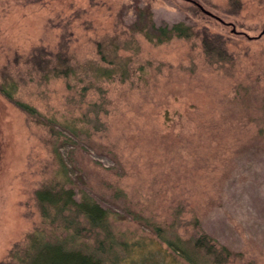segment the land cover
Wrapping results in <instances>:
<instances>
[{
  "label": "rangeland",
  "instance_id": "rangeland-1",
  "mask_svg": "<svg viewBox=\"0 0 264 264\" xmlns=\"http://www.w3.org/2000/svg\"><path fill=\"white\" fill-rule=\"evenodd\" d=\"M147 18L191 36L149 41ZM0 86L34 109L0 92V264L60 161L134 262L164 258L153 226L198 221L229 264H264V0H0Z\"/></svg>",
  "mask_w": 264,
  "mask_h": 264
},
{
  "label": "trees",
  "instance_id": "trees-1",
  "mask_svg": "<svg viewBox=\"0 0 264 264\" xmlns=\"http://www.w3.org/2000/svg\"><path fill=\"white\" fill-rule=\"evenodd\" d=\"M138 24V25H137ZM134 24L149 41L158 43L172 38H188L190 29L181 23L170 27H157L151 19L146 24ZM0 92L22 110L34 113V109L13 98L4 87ZM63 177L52 185H45L35 192L42 224L27 238L23 247H16L9 254V261L2 264H124L131 259L129 242L118 239L115 233V219L97 202L81 193L80 197L66 175V167L60 161ZM196 235L187 239L176 233L169 234L159 226L153 231L159 243L165 246L163 259L156 261L149 253L136 264H229L231 253L217 241L199 231V222L194 221ZM141 249V245L136 246ZM122 252L127 255L122 256Z\"/></svg>",
  "mask_w": 264,
  "mask_h": 264
}]
</instances>
